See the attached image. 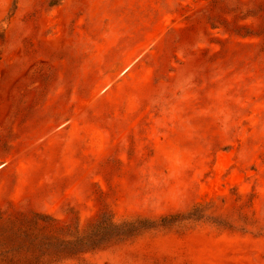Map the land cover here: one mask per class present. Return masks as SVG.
I'll use <instances>...</instances> for the list:
<instances>
[{
    "label": "rangeland",
    "instance_id": "1",
    "mask_svg": "<svg viewBox=\"0 0 264 264\" xmlns=\"http://www.w3.org/2000/svg\"><path fill=\"white\" fill-rule=\"evenodd\" d=\"M49 263L264 264V0H0V264Z\"/></svg>",
    "mask_w": 264,
    "mask_h": 264
},
{
    "label": "trees",
    "instance_id": "2",
    "mask_svg": "<svg viewBox=\"0 0 264 264\" xmlns=\"http://www.w3.org/2000/svg\"><path fill=\"white\" fill-rule=\"evenodd\" d=\"M50 263H51V262H50ZM50 263H49V264H50Z\"/></svg>",
    "mask_w": 264,
    "mask_h": 264
}]
</instances>
